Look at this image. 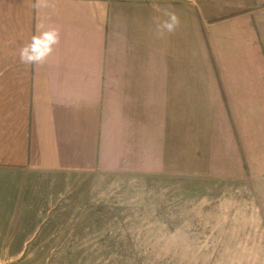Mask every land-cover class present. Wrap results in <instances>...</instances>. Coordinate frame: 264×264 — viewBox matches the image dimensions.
Masks as SVG:
<instances>
[{
    "label": "crops",
    "instance_id": "crops-1",
    "mask_svg": "<svg viewBox=\"0 0 264 264\" xmlns=\"http://www.w3.org/2000/svg\"><path fill=\"white\" fill-rule=\"evenodd\" d=\"M53 30L43 62L21 60ZM157 111L218 150L229 113L264 227V0H0V209L37 177L129 172Z\"/></svg>",
    "mask_w": 264,
    "mask_h": 264
},
{
    "label": "rangeland",
    "instance_id": "rangeland-1",
    "mask_svg": "<svg viewBox=\"0 0 264 264\" xmlns=\"http://www.w3.org/2000/svg\"><path fill=\"white\" fill-rule=\"evenodd\" d=\"M229 123L218 150L157 111L129 172L37 177L26 207L0 209V264H264Z\"/></svg>",
    "mask_w": 264,
    "mask_h": 264
},
{
    "label": "clouds",
    "instance_id": "clouds-1",
    "mask_svg": "<svg viewBox=\"0 0 264 264\" xmlns=\"http://www.w3.org/2000/svg\"><path fill=\"white\" fill-rule=\"evenodd\" d=\"M173 23L165 25L169 31L173 30L176 18L172 17ZM58 33L53 31L44 32L39 36H34L32 43L25 46L20 53V58L24 62L35 63L43 62L53 51V46L58 43Z\"/></svg>",
    "mask_w": 264,
    "mask_h": 264
}]
</instances>
